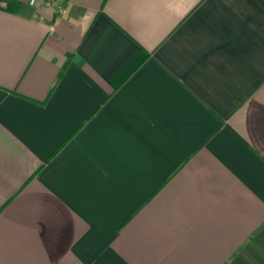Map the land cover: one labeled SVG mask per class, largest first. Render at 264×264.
Returning <instances> with one entry per match:
<instances>
[{"label": "crops", "instance_id": "crops-1", "mask_svg": "<svg viewBox=\"0 0 264 264\" xmlns=\"http://www.w3.org/2000/svg\"><path fill=\"white\" fill-rule=\"evenodd\" d=\"M0 264H264V0H0Z\"/></svg>", "mask_w": 264, "mask_h": 264}, {"label": "built area", "instance_id": "built-area-1", "mask_svg": "<svg viewBox=\"0 0 264 264\" xmlns=\"http://www.w3.org/2000/svg\"><path fill=\"white\" fill-rule=\"evenodd\" d=\"M30 5L37 6L39 4H54L57 0H26Z\"/></svg>", "mask_w": 264, "mask_h": 264}]
</instances>
